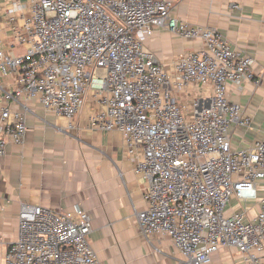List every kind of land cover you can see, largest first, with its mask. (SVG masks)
Instances as JSON below:
<instances>
[{"label": "built area", "instance_id": "built-area-1", "mask_svg": "<svg viewBox=\"0 0 264 264\" xmlns=\"http://www.w3.org/2000/svg\"><path fill=\"white\" fill-rule=\"evenodd\" d=\"M174 8L172 0H1L11 37L0 38V77H13L15 88H2L0 161L9 144L25 140L27 101L73 127L93 91L100 108L92 124L123 134L147 182L141 233L170 237L182 254L175 264H209L224 248L237 249L245 264H264V139L234 149L230 134L232 125L252 127L230 86L260 82L255 59L220 31L179 20ZM162 29L200 45L164 64L147 48ZM8 41L23 52L7 51ZM198 83L212 85V104L183 106L177 91ZM233 198L260 209L251 219L247 207L229 214ZM18 229L2 264L99 263L92 217L79 205L22 202Z\"/></svg>", "mask_w": 264, "mask_h": 264}, {"label": "crops", "instance_id": "crops-1", "mask_svg": "<svg viewBox=\"0 0 264 264\" xmlns=\"http://www.w3.org/2000/svg\"><path fill=\"white\" fill-rule=\"evenodd\" d=\"M1 1V0H0ZM173 15L195 26L216 29L225 35L232 47L254 57L258 84L244 81L231 84L230 100L240 104L252 117V127L232 125L234 149L252 147L264 139V0H172ZM238 6V7H235ZM2 9H0V12ZM0 38L10 40L7 16L1 12ZM21 23V20H19ZM7 41V40H6ZM4 48L21 54L22 47ZM180 35L162 29L147 42L164 64L199 46ZM3 89L13 90L15 79L0 77V101ZM179 102L188 107L198 100L202 107L213 101L210 84H191L177 91ZM28 130L22 144H9L0 161V264L18 234V217L22 202L55 209L79 205L93 221L90 242L96 250L98 264H175L182 257L168 236L143 235L137 213L146 207L145 178L135 172L136 161L128 153L123 134L92 124L100 108L93 91L73 119L46 110L35 101H27ZM14 108L19 104L13 103ZM259 196L264 195V182H259ZM247 207V209H246ZM247 212L253 218L259 211L258 201L244 203L233 198L228 213ZM209 264H245L235 248L217 252Z\"/></svg>", "mask_w": 264, "mask_h": 264}]
</instances>
